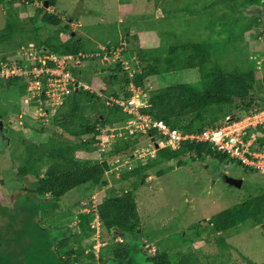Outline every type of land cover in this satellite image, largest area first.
<instances>
[{
    "label": "trees",
    "instance_id": "obj_1",
    "mask_svg": "<svg viewBox=\"0 0 264 264\" xmlns=\"http://www.w3.org/2000/svg\"><path fill=\"white\" fill-rule=\"evenodd\" d=\"M14 1L8 0V3ZM23 1L29 3L32 0ZM200 1H182L181 4H177V7L175 5L176 14L181 12L180 15L185 16L189 13L196 17L197 11H211L207 23L204 26L202 22L198 23L196 27L203 26L206 34H201L196 38L195 35H193L195 37L186 36L190 33L189 31L185 34L182 32L178 34L169 29L163 33L156 31L159 44L155 47L143 48L139 46L137 36L127 34V27L119 33L124 38V46L117 38L100 42L101 45L85 46L87 41L90 40L83 38V36L79 37L77 33L70 30L69 25L64 23L61 17L48 11L45 7L35 9L34 15L30 17L31 22H34V28L26 30L23 35L25 36L24 39L17 40L13 38V33L3 30L4 33L0 37L3 36L2 42L7 43V46H5L7 48H5L3 55L0 54V63L8 62L9 56L15 50L28 42H33L35 48H42L57 55H69L78 59L74 65L67 63L66 68L71 71L79 82L81 80H79L80 76L78 74L83 70L98 74L94 72L96 68H92L91 65L79 68L84 59L88 58L89 64L96 66L94 64L95 60L104 53L108 57H112L114 52L119 49L118 54L121 55V58H115V62L108 66L110 71L104 76H100L102 69L100 72L98 71L100 74L97 75L96 79H98L99 85H106L109 88L108 90L103 88L86 89L82 85L70 88L69 94L63 99L55 112L49 114L50 118L48 120L50 126H53L50 138L58 141L50 145L48 142L41 141L29 144L27 150L31 154V159H22L23 163L17 170L16 175L30 180V194L27 197L25 195V199H28L27 202L33 208H42L44 203L49 202L50 204L53 203L54 208L58 210L60 207L59 199L72 189L86 183L106 185V182L102 181V177L111 169L108 160L99 161L96 158H80L75 156V153L84 151L88 154L97 150L99 143L96 139L99 133L97 125L103 127L118 125L129 117L128 114L121 111L118 104L115 102L108 103V100L110 98L127 99L131 94V85L140 88L146 94L147 106L142 108L141 112L150 114L154 119L162 120L169 127L178 129L181 132H199L206 127H216L223 124L226 117L238 119L251 111L264 108V91L261 87V83L264 82V73L262 82L257 80L255 74L256 61L245 60V62L238 63L234 55L230 62H225L222 58L224 52L228 49V45L231 46L227 54L238 51V47L234 42L238 39L243 40V33L248 30L247 28L252 27L243 24L237 26L240 27L238 32L233 31L236 27V21L240 17L238 15L240 9H237V5H235L237 0H205L207 4L202 9L199 6L198 9L192 6L193 4L197 5ZM241 1L242 5H264V0ZM167 2L170 4V1ZM52 5H55V2L48 0V6ZM170 5L172 6V4ZM161 7L164 15L160 18L163 19L167 17L169 10L166 6ZM235 13L236 15H234ZM42 24L53 26L54 30L43 35L39 32ZM241 31L243 33L240 34ZM71 32H74V34L72 35ZM60 33L68 35L67 38L63 40ZM254 37L257 38L256 35ZM88 55L90 57H86ZM123 60L127 62L128 68H125ZM77 68H79V72H76ZM185 69L197 70L199 74L198 81L180 82L156 89H149L146 86L149 76ZM0 79L3 80V85L6 86L12 85L16 80L20 81L19 94L25 95L26 84L22 77L14 76ZM87 81L90 86L92 81L90 79H87ZM256 84H258V89L255 87ZM44 97V95L41 96V98ZM85 111L91 112L93 116L87 115ZM97 113L99 115H95ZM263 131L261 129L257 130L258 134L262 135L260 136V142L262 143H264ZM40 133H43V131ZM124 133V136H120L119 139L115 140L111 144L110 150L104 153L106 157L131 152L134 146L137 145L136 136L140 135V132L129 134L125 131ZM146 134L151 136L156 135V132L150 130ZM68 136H71V138ZM61 140L66 142L65 146L61 145ZM207 149H210L209 154L214 159L226 158V155L209 148L207 143L185 141L175 149H159L155 157L136 162L133 167L119 175L122 179L133 177L131 185L134 188L138 180L144 182L150 176V171L163 161L176 159L179 165L184 159L187 161L190 158L197 159L205 156L204 152ZM35 154H37V158L31 157ZM161 173H163V169L156 170L154 174L159 175ZM96 216L101 230L110 234L112 238L120 236L122 239L119 241L109 239L106 245H100L101 247L96 254L93 250L86 253L83 241L93 235L94 228L90 226V223ZM73 218L76 221L71 226L69 224ZM202 221L207 223L216 235L215 241L219 248L218 254L204 255V261H202V256L200 257L194 249H184L183 251L158 250L150 258L147 256L146 259L149 258L147 263L228 264L230 252L225 239L227 231L235 229L245 222L252 225L264 222V188L258 195L250 196L241 204L223 210ZM62 227L68 228L69 233L66 236L62 232L58 233L59 241L56 243V249L51 251L50 264H66L67 259L70 264L79 263L82 260H85L87 264H91L98 254L99 259H97V262L101 261L102 264H112V262L138 264L133 259L132 243L127 239L141 237L140 218L132 189L101 197L94 212L73 211L70 216L65 217ZM199 227H201L200 223L190 226L188 228L190 234L187 239L180 238V241L185 243L186 246L197 239H202L203 236ZM4 237V232H0V246ZM245 261L247 264H257L249 258ZM6 263L9 264V261H6ZM260 264H264V262Z\"/></svg>",
    "mask_w": 264,
    "mask_h": 264
},
{
    "label": "rangeland",
    "instance_id": "obj_2",
    "mask_svg": "<svg viewBox=\"0 0 264 264\" xmlns=\"http://www.w3.org/2000/svg\"><path fill=\"white\" fill-rule=\"evenodd\" d=\"M53 1L55 5L44 6V0H32L29 3H24L23 0H15L12 3H8V0H0V35L4 31H10L9 33H13V38L24 39L23 35L26 30L34 28V22H31L30 17L34 15L35 9L45 7L48 11L61 17L63 22L69 25L70 30L77 33L79 37L83 36L90 40L85 42V46L101 45L100 42L116 38L124 46V38L119 33L127 27V34L130 36L135 34L138 45L147 48L159 44L156 31L163 33L169 29L178 34L181 32L185 34L189 31L190 33L186 36H196V38L201 34L205 35L206 30L203 26L209 20L208 15L211 13V11L196 10V17L189 13L185 16L180 15L181 12L176 14L175 5L177 7V4H181L185 0ZM167 1H170L172 6ZM241 3V0H237L235 4L237 9H240L238 10L240 17H238L239 20L236 21L233 31L238 32L240 27L237 26L243 24L252 27L247 28L248 30L244 33V30L240 32V34L243 33V40L238 39L234 42L238 51L227 54L231 46L228 45L222 58L225 62H230L235 56L238 63L255 60L256 78L262 82L264 73V5L251 4L248 6ZM205 4H207L206 1L201 0L197 5L193 4L192 6L197 9L199 6L202 9ZM161 6H166L169 10L167 17L163 19L160 18L164 15ZM201 22L203 26L196 28ZM255 23L257 24L255 25ZM53 30V26L46 24H42L39 28V32L43 35ZM74 32H71L72 35ZM254 35L257 36L256 39ZM60 36L65 40L68 35L60 33ZM219 37L221 36L219 35ZM3 39V36L0 37L1 55L7 48L5 47L7 43L2 42ZM100 48L103 49L102 46ZM86 57H90V55ZM115 58H121L120 53L114 52L112 57H108L104 53L95 60L96 66L89 64L90 61L86 58L81 62L79 68L91 65L92 68H96L94 72L104 76L110 71L108 66L115 62ZM131 58L133 59V57ZM10 59H17V57ZM126 59L128 60L127 57ZM76 61L78 59L69 63L74 65ZM124 65H127L125 61ZM79 68L76 69V72H79ZM98 74L83 70L78 75L81 83L87 85L84 86L85 88L108 90L106 85H99L98 79H96ZM87 79L92 81L90 86ZM198 79L197 70L185 69L149 76L146 86L149 89H156L180 82H197ZM3 83V80L0 79V232L5 234L1 240L0 264H7L6 261H9V264H50L51 251L56 249V243L59 241L58 233L62 232L65 236L69 233L68 228L62 227L65 217L70 216L73 211L94 212L93 206L97 205L101 197L119 194L129 189L133 190L141 228V237H132L133 241L129 240L132 243V249L140 239L141 251L149 258L158 250L194 249L204 261V255H216L219 253V248L215 241L216 235L211 227L202 220L241 204L246 198L258 195L264 188V174L245 167L228 156L221 160L214 159L209 154L210 149L204 152L205 156L197 159L190 158L187 161L184 159L179 165L176 159L163 161L150 171V176L144 182L138 180L136 187L133 188L131 185L133 177L122 179L119 174L129 170L136 162L157 155V151L162 148L155 146L156 135L147 136L148 131L140 132V135L136 136L137 145L131 152L106 157L104 153L110 150L111 144L115 140L124 136L125 130L123 132L117 129L114 127L116 125L108 127L97 125L99 132L96 136L99 141L97 150L88 154L84 151H77L75 156L96 158L99 161L107 159L111 169L102 177V181L106 182V185L86 183L72 189L59 199L58 210L54 208L53 203H44V201V207L33 208L27 202L28 199H25V195L27 197L30 194V180L26 177H18L16 172L23 163L22 159H31V154L27 150L29 144L41 141L48 142L50 145L58 141L50 138L53 126H50L48 119L50 118L49 114L54 113L61 103L59 99H54L55 97L53 99L46 96L41 98L42 95L35 96L36 100H33L34 98L26 100V92L23 96L18 91L21 87L20 81L16 80L8 86ZM261 87L264 91V82L261 83ZM108 97L110 98V96ZM112 102H115V99L110 98L108 103ZM85 113L92 115L89 111H85ZM113 128L117 130L111 131ZM42 131L43 133H40ZM256 135L262 136L257 133ZM68 137L71 138V136ZM60 143L62 146L66 144L63 140ZM36 155L31 157L37 158ZM158 169H163V173L154 174ZM228 177L241 179L240 187L228 184L226 180ZM90 202L93 204L92 207ZM74 219L69 225L75 224L76 219ZM197 223L201 224L199 230L203 238L185 246L180 238L186 240L190 234L188 228ZM98 224L96 219L90 223V226L94 228V233L83 241L86 253L93 250L96 254L102 245L109 242V239L119 241L118 236L112 238L110 234L101 230ZM225 239L230 252L228 264H247L245 260L248 258L257 264L264 262V222L257 225H252L249 222L242 223L235 229L228 230ZM149 258L145 259L143 264H148ZM97 259H99V254L95 256V260L91 264H102L101 261L97 262ZM133 259L135 260L134 256ZM215 261L217 263L216 259ZM66 264H70L68 259ZM75 264L87 263L82 260ZM112 264L117 263L112 262ZM138 264L141 263L138 262Z\"/></svg>",
    "mask_w": 264,
    "mask_h": 264
},
{
    "label": "built area",
    "instance_id": "obj_3",
    "mask_svg": "<svg viewBox=\"0 0 264 264\" xmlns=\"http://www.w3.org/2000/svg\"><path fill=\"white\" fill-rule=\"evenodd\" d=\"M16 57L17 59H9L8 62L0 64V78L22 77L26 84V100L44 95L52 99L55 97L61 103L69 93V86H75L76 82L66 68V63L72 59L69 55H57L35 48L33 43H29L12 58ZM125 68H128V64ZM130 90L131 94L127 99H115L121 111L129 115L121 124L114 126L117 129L128 131L129 134L155 130V143L158 148H178L185 141L207 143L213 151L264 174V143L256 135L258 129L264 130V108L251 111L238 119L226 117L223 124L206 127L199 132H181L169 127L162 120L141 112L147 106L146 94L133 85ZM117 129L113 128L111 131Z\"/></svg>",
    "mask_w": 264,
    "mask_h": 264
},
{
    "label": "water",
    "instance_id": "obj_4",
    "mask_svg": "<svg viewBox=\"0 0 264 264\" xmlns=\"http://www.w3.org/2000/svg\"><path fill=\"white\" fill-rule=\"evenodd\" d=\"M47 5H48V0H44V6H47ZM151 140H153V137H151ZM226 180H227L228 184H230L234 187H240V185H241V179L228 177ZM133 256H134L135 260L141 264H143L145 262V259L147 258V255H145L141 251L140 239L138 240V242L133 247Z\"/></svg>",
    "mask_w": 264,
    "mask_h": 264
},
{
    "label": "clouds",
    "instance_id": "obj_5",
    "mask_svg": "<svg viewBox=\"0 0 264 264\" xmlns=\"http://www.w3.org/2000/svg\"><path fill=\"white\" fill-rule=\"evenodd\" d=\"M30 42H28L27 44H25V45H23V46H21L20 48H18L17 50H15V52L11 55V56H9V58H12V57H14V56H16L18 53H19V51L21 50V48L22 47H25V46H27L28 44H29ZM33 43V42H32ZM34 44V43H33ZM35 45V44H34ZM73 60H75V58H72L70 61H68L67 63H69V62H72ZM1 63H3V62H1ZM0 63V64H1ZM67 63H66V65H67ZM69 70V69H68ZM69 72L71 73V71L69 70ZM71 75H72V77L74 78V80H75V86H73V87H77V86H79V85H82L83 87L84 86H87V85H85V84H82L81 82H79V81H77L76 80V78L73 76V74L71 73ZM72 86H69V92H70V88H73ZM85 88V87H84ZM86 89H88V88H86ZM69 94V93H68ZM35 99V98H34ZM33 99V100H34ZM65 99V98H64ZM36 100V99H35ZM63 101V100H62ZM147 102V101H146ZM146 107V106H145ZM144 108V107H143ZM129 118V117H128ZM121 124V123H120ZM119 125V124H118ZM117 126V125H116ZM108 127V126H107ZM155 142V141H154ZM155 145H156V143H155ZM156 147H157V145H156ZM117 167V166H116ZM119 172V171H118ZM91 203V202H90ZM92 203H91V207H92ZM94 208H95V210L94 211H96V206L94 205L93 206ZM96 221L99 223V221H98V218H97V216H96ZM94 219V220H95ZM99 226H100V224H99Z\"/></svg>",
    "mask_w": 264,
    "mask_h": 264
},
{
    "label": "flooded vegetation",
    "instance_id": "obj_6",
    "mask_svg": "<svg viewBox=\"0 0 264 264\" xmlns=\"http://www.w3.org/2000/svg\"><path fill=\"white\" fill-rule=\"evenodd\" d=\"M118 240H121L122 238L120 237V236H118ZM127 239H129L130 241L132 240L133 241V238L132 237H130V238H127Z\"/></svg>",
    "mask_w": 264,
    "mask_h": 264
}]
</instances>
